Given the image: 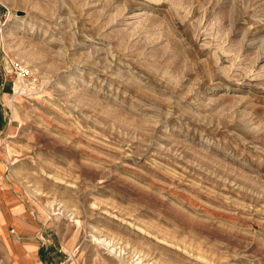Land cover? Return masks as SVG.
Masks as SVG:
<instances>
[{
	"label": "rangeland",
	"instance_id": "obj_1",
	"mask_svg": "<svg viewBox=\"0 0 264 264\" xmlns=\"http://www.w3.org/2000/svg\"><path fill=\"white\" fill-rule=\"evenodd\" d=\"M0 230V264H264V0H0Z\"/></svg>",
	"mask_w": 264,
	"mask_h": 264
},
{
	"label": "crops",
	"instance_id": "obj_2",
	"mask_svg": "<svg viewBox=\"0 0 264 264\" xmlns=\"http://www.w3.org/2000/svg\"><path fill=\"white\" fill-rule=\"evenodd\" d=\"M19 228L22 229L21 227H19ZM20 229H18V232H17V235H18L17 238L18 239L13 238L12 236H10V234L8 235L7 233L5 234L1 230L0 231L2 232L3 235L7 236L9 241L11 242L13 250L16 252V255H15L16 258H27V257H30L28 259H33V258H35V259L38 258L39 259L38 250L40 249V245L41 244L39 246H37V249L35 251H31V250H30L31 252L28 251V249L26 247V244L28 242H24L23 240L22 241L20 240L21 239V235H22L21 232H20ZM19 236H20V238H19ZM29 253L31 255H29ZM41 263H42L41 261L38 262V264H41Z\"/></svg>",
	"mask_w": 264,
	"mask_h": 264
},
{
	"label": "built area",
	"instance_id": "obj_3",
	"mask_svg": "<svg viewBox=\"0 0 264 264\" xmlns=\"http://www.w3.org/2000/svg\"><path fill=\"white\" fill-rule=\"evenodd\" d=\"M28 73V70L23 66H16V74L19 78H23Z\"/></svg>",
	"mask_w": 264,
	"mask_h": 264
}]
</instances>
